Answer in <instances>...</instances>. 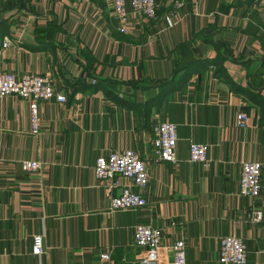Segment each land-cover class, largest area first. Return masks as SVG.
Returning <instances> with one entry per match:
<instances>
[{"label":"crops","instance_id":"0c3cea01","mask_svg":"<svg viewBox=\"0 0 264 264\" xmlns=\"http://www.w3.org/2000/svg\"><path fill=\"white\" fill-rule=\"evenodd\" d=\"M155 2L152 21L120 34L112 0H0V72L47 76L66 97L37 105V134L27 101L0 98V264H138L136 224L161 231L158 264L177 240L186 264H223L229 236L246 264H264V195L237 191L241 164L264 163V0ZM163 122L177 129L175 163L152 151ZM191 143L208 148L207 169L188 161ZM130 149L147 163L146 205L110 214L129 183L107 195L94 161ZM22 161L42 169L22 173ZM251 209L261 222L246 221Z\"/></svg>","mask_w":264,"mask_h":264},{"label":"built area","instance_id":"2783aa9c","mask_svg":"<svg viewBox=\"0 0 264 264\" xmlns=\"http://www.w3.org/2000/svg\"><path fill=\"white\" fill-rule=\"evenodd\" d=\"M113 14L120 27L118 33L125 34L124 25L129 20L137 23L152 21L157 14L158 6L155 0H112ZM180 5V4H178ZM9 42L2 40L1 47L8 48ZM13 96L28 102L30 131L38 133L37 105L51 101L63 104L66 101L63 93L55 91L52 81L47 76L33 74L15 75L11 72H0V98ZM246 116L240 112L236 116L239 128L245 126ZM154 138L151 141L155 159L160 162L175 163V150L177 146V129L172 123L163 122L153 128ZM207 147L202 144L191 143L188 147L187 159L192 164H201L207 169L211 162L207 158ZM93 174L96 183L103 186L110 195L117 187V177L128 181L129 186L120 189L115 197L109 196L108 213L117 211H131L146 205L143 192L149 182L147 163L140 154L133 150L108 153L99 156L94 161ZM22 173L38 172L41 164L31 161L18 163ZM240 177L237 184L238 194L243 198L259 197L264 195V163L245 162L240 166ZM263 213L251 209L245 214L249 223L262 221ZM161 231L151 226L136 224L133 227V246L140 250L138 264H158ZM217 260L223 264H246L245 245L236 236L224 237L219 240ZM185 241L177 240L170 247L172 264H186ZM30 255L38 256L42 253V236L34 234L30 240ZM109 254L101 256L107 261Z\"/></svg>","mask_w":264,"mask_h":264}]
</instances>
